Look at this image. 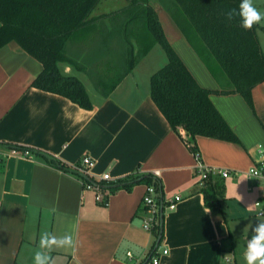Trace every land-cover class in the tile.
Masks as SVG:
<instances>
[{
    "label": "crops",
    "instance_id": "1",
    "mask_svg": "<svg viewBox=\"0 0 264 264\" xmlns=\"http://www.w3.org/2000/svg\"><path fill=\"white\" fill-rule=\"evenodd\" d=\"M149 4L171 46L197 83L212 92L213 105L238 139H195L204 166L230 171L227 178H214L221 189L220 210L208 207L197 184L198 161L186 142L189 135L175 132L151 97L150 78L168 62L161 46H153L109 96L87 91L93 107L84 109L35 88L43 65L10 41L0 46V144L49 154L70 168L88 157L95 163L88 176L95 180L105 174L116 182L136 171L153 173L166 204L176 196L181 200L173 210L165 205L159 240L143 227L150 216L143 203L145 184L107 190L106 206L96 201L95 191L84 189L80 178L41 156H12L0 148V264H33L43 232L71 233L76 242L75 249L54 250L53 264H148L152 257H159V264H245L252 228L264 222L254 206L264 199V180L248 174L264 160V82L252 89L250 102L240 94H220L219 82L184 35L180 12L162 0ZM99 9L93 15H112ZM98 37L95 32L90 40L69 41L67 54L83 69L61 62V73L87 74L95 85L92 73L106 68L115 73L114 66H123L111 54L113 43L97 58Z\"/></svg>",
    "mask_w": 264,
    "mask_h": 264
},
{
    "label": "trees",
    "instance_id": "2",
    "mask_svg": "<svg viewBox=\"0 0 264 264\" xmlns=\"http://www.w3.org/2000/svg\"><path fill=\"white\" fill-rule=\"evenodd\" d=\"M162 1L166 5L167 0ZM100 2L0 0V46L16 41L40 61L43 71L32 84L35 88L65 97L84 109H92L91 99L82 81L74 75L62 74L58 67L59 63L64 62L79 70L83 69L81 63L68 56L69 41L77 38L90 40L96 32L99 33L98 39L94 41L98 43L97 49H94L97 58L105 56L110 43L116 44L111 53H116L115 59L119 57L118 52L123 55L122 60H117L125 62L120 75L116 72L112 77L95 80L96 89L103 97L114 91L153 46L160 45L168 62L150 78L151 97L172 129L178 134L185 131L189 135V141L186 142L195 155H200L195 142L197 136L238 142L213 105L210 99L212 92L197 83L171 46L149 0H128V6L115 14L92 16ZM170 2L185 20L186 26H182L184 35L219 82V93L240 94L250 102L252 89L264 82V52L258 37L259 30L264 27L255 25L251 30H246L241 27L238 16L232 20L226 18L227 11L238 10L240 0ZM107 19L111 24L110 30L107 29ZM0 148L25 150L21 146L6 144H0ZM29 150L51 166L77 176L84 184L99 186L103 193L107 190H129L137 184L154 187L157 191L155 200L158 212L153 232L162 240L166 203L162 183L157 175L136 171L126 180L103 182L65 166L49 154ZM194 173L208 207L214 211L220 210L221 189L214 183L217 175L208 174L203 178L199 171L195 170Z\"/></svg>",
    "mask_w": 264,
    "mask_h": 264
},
{
    "label": "clouds",
    "instance_id": "3",
    "mask_svg": "<svg viewBox=\"0 0 264 264\" xmlns=\"http://www.w3.org/2000/svg\"><path fill=\"white\" fill-rule=\"evenodd\" d=\"M228 20L238 16L241 27L251 30L255 25L264 22V11L257 8L253 0H240L238 10L231 9L225 13ZM258 175V173H256ZM236 198L242 197L237 193ZM75 239L71 233L57 236L43 232L39 238L37 250L33 255V264H53L51 253L56 249H75ZM245 264H264V222H259L252 228V235L247 240L243 253Z\"/></svg>",
    "mask_w": 264,
    "mask_h": 264
},
{
    "label": "built area",
    "instance_id": "4",
    "mask_svg": "<svg viewBox=\"0 0 264 264\" xmlns=\"http://www.w3.org/2000/svg\"><path fill=\"white\" fill-rule=\"evenodd\" d=\"M8 154L12 155V156H21V157H27V158L31 157V152L28 148H25V150H22V151L18 150L16 148H10V149H8ZM2 155H4V154L0 153V161L2 160V157H3ZM195 156H196V159L198 161V165L196 166V170L201 173L203 178L208 176V174L219 175L223 178L229 177V175H230L229 170L221 169V168L206 167L202 163V161L200 159V155L197 154ZM94 165H95V163L90 158L84 157L81 161V164L79 166H74L73 169L75 171L81 173V174L89 175L88 172L94 167ZM256 173H258V175H256ZM248 174L252 177L264 180V160L261 161L258 165L252 167L249 170ZM99 181L110 182L111 178L108 174H105L101 177V179ZM84 189L95 191L96 192L95 193L96 201L101 203V204H104L106 206L108 205L107 202L105 201V196H104V194L101 191L99 186L92 185L89 183H85ZM156 195H157L156 189L154 187L148 186L146 189V194H145L144 199H143V203L148 208L150 216L144 220L143 227L146 231H149V232H152L155 225L157 224L156 216H157V212H158V206H157L156 200H155ZM180 200H181V196L174 197L172 200H170L166 204L165 209L173 210L175 208L177 202H179ZM254 206L256 208V216L260 217V218L264 217V199L257 200L254 203ZM163 253L167 254V251H164ZM128 255L131 256V254H128ZM159 263H160L159 257H152L148 264H159Z\"/></svg>",
    "mask_w": 264,
    "mask_h": 264
},
{
    "label": "rangeland",
    "instance_id": "5",
    "mask_svg": "<svg viewBox=\"0 0 264 264\" xmlns=\"http://www.w3.org/2000/svg\"><path fill=\"white\" fill-rule=\"evenodd\" d=\"M103 3H104V5H103ZM165 3L167 4V6H172V7L175 8L174 4L171 3L170 0H167V2L165 1ZM253 3L261 11H264V0H253ZM105 4H107V5L105 6ZM128 4H129L128 0H103L102 3H100L98 5L96 10L97 9L100 10L99 8H103V10L110 11V12H112V14H115V13L119 12L121 9L125 8L126 6H128ZM101 5H103V7H101ZM92 16H95V15L92 14ZM259 25L264 27V22H262ZM258 37H259V40H260V44H261L262 50L264 52V28L259 30ZM158 46H160V45H158ZM114 48H116V44L115 43H114ZM116 51H118V49H116ZM162 52H163V49H162ZM69 53H70V55L75 56V53L71 54L70 50H69ZM115 54L116 53L114 52V55ZM118 56L119 57L115 59L116 61L117 60L119 61V60L123 59V55H121L120 52H118ZM124 67H125L124 65L121 66V64H120L118 66H114L112 69L115 71V73L117 72V74L120 75L123 72ZM107 69L108 68L104 69L103 70L104 72L101 71L100 73H95V74L92 73L91 75H92L93 79L94 80L100 79V77L101 78H109V77H112V76L115 75V73H113V71H110V69H108V70ZM77 76L82 80V82H83L84 86L86 87L87 91H89L92 95H95L96 88H95V85L92 82V80H90L89 76L87 74H79V73L77 74Z\"/></svg>",
    "mask_w": 264,
    "mask_h": 264
}]
</instances>
